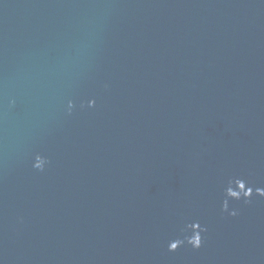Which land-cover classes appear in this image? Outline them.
Wrapping results in <instances>:
<instances>
[{
    "label": "water",
    "instance_id": "95a60500",
    "mask_svg": "<svg viewBox=\"0 0 264 264\" xmlns=\"http://www.w3.org/2000/svg\"><path fill=\"white\" fill-rule=\"evenodd\" d=\"M0 264H264L260 0H0Z\"/></svg>",
    "mask_w": 264,
    "mask_h": 264
},
{
    "label": "clouds",
    "instance_id": "9594fccd",
    "mask_svg": "<svg viewBox=\"0 0 264 264\" xmlns=\"http://www.w3.org/2000/svg\"><path fill=\"white\" fill-rule=\"evenodd\" d=\"M232 215H235V212H233ZM201 242H202V241H201ZM200 246H201V243H200V244H194V245H193V247H196V248H198V247H200ZM169 250H175V248L172 247L171 244H170V245H169Z\"/></svg>",
    "mask_w": 264,
    "mask_h": 264
}]
</instances>
